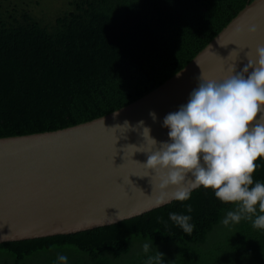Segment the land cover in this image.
Wrapping results in <instances>:
<instances>
[{"label":"trees","instance_id":"1","mask_svg":"<svg viewBox=\"0 0 264 264\" xmlns=\"http://www.w3.org/2000/svg\"><path fill=\"white\" fill-rule=\"evenodd\" d=\"M39 1L0 0V138L69 128L135 102L253 0H70L49 21L31 11ZM258 164L253 180L264 183ZM235 208L201 186L114 225L1 243L0 264H59V255L68 264H147L158 252L161 264H264V230L247 219L223 224ZM170 213L190 215L192 234Z\"/></svg>","mask_w":264,"mask_h":264},{"label":"water","instance_id":"2","mask_svg":"<svg viewBox=\"0 0 264 264\" xmlns=\"http://www.w3.org/2000/svg\"><path fill=\"white\" fill-rule=\"evenodd\" d=\"M252 25L256 33L248 31ZM261 44L264 0H253L179 77L177 72L135 102L69 128L0 138V244L106 227L171 203L155 206L151 176L141 164L149 150L143 127L157 146L168 142L163 120L188 102L202 73L222 81L241 72L247 53L254 56ZM150 112L156 113L155 122Z\"/></svg>","mask_w":264,"mask_h":264},{"label":"clouds","instance_id":"3","mask_svg":"<svg viewBox=\"0 0 264 264\" xmlns=\"http://www.w3.org/2000/svg\"><path fill=\"white\" fill-rule=\"evenodd\" d=\"M248 31L256 33L257 27L252 25ZM247 57L241 72L234 70L222 81L202 73L188 102L163 120V127L169 129L168 142L157 146L144 121L139 122L149 146L147 160L141 164L148 170L146 177L151 176L155 206L187 201L192 190L202 186L222 203L236 206L227 212L225 226L247 219L254 228L264 230V183L253 180L258 161L264 159V44ZM149 115L157 120L155 112ZM186 210L191 213L192 206ZM169 218L192 234L195 226L190 215L170 213ZM150 247L145 243L143 251L148 253ZM161 257L160 252L149 256L147 264H161ZM57 260L68 264L66 255Z\"/></svg>","mask_w":264,"mask_h":264},{"label":"rangeland","instance_id":"4","mask_svg":"<svg viewBox=\"0 0 264 264\" xmlns=\"http://www.w3.org/2000/svg\"><path fill=\"white\" fill-rule=\"evenodd\" d=\"M70 0H40L39 6L30 5V9L37 17H43L45 19L52 20L57 14L65 10V4Z\"/></svg>","mask_w":264,"mask_h":264}]
</instances>
